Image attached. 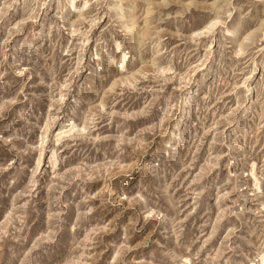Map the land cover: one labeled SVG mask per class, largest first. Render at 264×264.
<instances>
[{
  "label": "rangeland",
  "instance_id": "rangeland-1",
  "mask_svg": "<svg viewBox=\"0 0 264 264\" xmlns=\"http://www.w3.org/2000/svg\"><path fill=\"white\" fill-rule=\"evenodd\" d=\"M262 256L264 0H0V264Z\"/></svg>",
  "mask_w": 264,
  "mask_h": 264
},
{
  "label": "bare ground",
  "instance_id": "bare-ground-1",
  "mask_svg": "<svg viewBox=\"0 0 264 264\" xmlns=\"http://www.w3.org/2000/svg\"><path fill=\"white\" fill-rule=\"evenodd\" d=\"M212 26H213V22H210L209 26L206 29H209ZM121 66H123V64H121ZM261 260L264 261V256L261 257ZM254 264H257V262H255Z\"/></svg>",
  "mask_w": 264,
  "mask_h": 264
}]
</instances>
